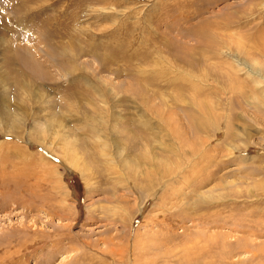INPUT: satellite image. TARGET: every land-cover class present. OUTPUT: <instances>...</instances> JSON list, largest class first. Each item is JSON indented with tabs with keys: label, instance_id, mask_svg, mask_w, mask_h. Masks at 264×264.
<instances>
[{
	"label": "rangeland",
	"instance_id": "1",
	"mask_svg": "<svg viewBox=\"0 0 264 264\" xmlns=\"http://www.w3.org/2000/svg\"><path fill=\"white\" fill-rule=\"evenodd\" d=\"M0 264H264V0H0Z\"/></svg>",
	"mask_w": 264,
	"mask_h": 264
},
{
	"label": "bare ground",
	"instance_id": "2",
	"mask_svg": "<svg viewBox=\"0 0 264 264\" xmlns=\"http://www.w3.org/2000/svg\"><path fill=\"white\" fill-rule=\"evenodd\" d=\"M89 81V80H88ZM129 90V89H128ZM196 123H198V122H196ZM199 124H201V123H198V125L197 126H199ZM201 125H203V124H201ZM205 125V124H204ZM197 128H199V127H197ZM134 138V137H133ZM135 139V138H134ZM136 141V140H135ZM46 150V149H45ZM90 153H91V149H90ZM228 238V237H227ZM230 238V237H229ZM230 244V243H229ZM230 252H231V250H230ZM229 252V254L231 255V253Z\"/></svg>",
	"mask_w": 264,
	"mask_h": 264
}]
</instances>
